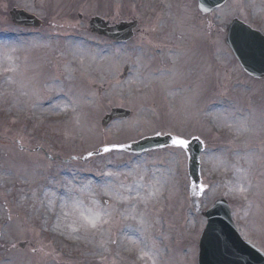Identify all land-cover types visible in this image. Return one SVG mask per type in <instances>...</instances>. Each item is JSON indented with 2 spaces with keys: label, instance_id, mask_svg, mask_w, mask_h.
<instances>
[{
  "label": "rangeland",
  "instance_id": "374dc122",
  "mask_svg": "<svg viewBox=\"0 0 264 264\" xmlns=\"http://www.w3.org/2000/svg\"><path fill=\"white\" fill-rule=\"evenodd\" d=\"M14 8L41 27L14 26ZM93 17L135 21L132 39L92 34ZM235 18L264 35V0L210 16L197 0H0V264H196L201 212L220 198L264 253V81L224 44ZM44 99L70 113L38 119ZM117 108L129 116L103 125ZM154 135L202 143L198 187L185 147L123 150Z\"/></svg>",
  "mask_w": 264,
  "mask_h": 264
},
{
  "label": "water",
  "instance_id": "95a60500",
  "mask_svg": "<svg viewBox=\"0 0 264 264\" xmlns=\"http://www.w3.org/2000/svg\"><path fill=\"white\" fill-rule=\"evenodd\" d=\"M227 0H198V9L203 15L210 14L225 4ZM15 25L39 27L40 23L22 11L10 13ZM90 27L93 33L123 42L131 38L133 26L121 24L107 28V24L99 19H92ZM226 45L232 50L243 70L256 79H264V37L248 26L233 20L227 28ZM129 114L121 110H113L104 123L113 118H127ZM172 143V138L159 136L149 138L131 145L128 151L141 153L162 148ZM202 150L197 140L187 145L189 155L188 170L193 186L199 184L198 157ZM207 219L206 227L199 243L198 264H264V256L246 244L239 237L231 220V211L225 201H217L213 208L203 214Z\"/></svg>",
  "mask_w": 264,
  "mask_h": 264
},
{
  "label": "bare ground",
  "instance_id": "6f19581e",
  "mask_svg": "<svg viewBox=\"0 0 264 264\" xmlns=\"http://www.w3.org/2000/svg\"><path fill=\"white\" fill-rule=\"evenodd\" d=\"M31 40H33V37L31 38ZM75 47H76V44L75 42L73 41H69L68 42V49L69 51L71 52H74L75 50ZM172 53L171 56H176V49H172ZM76 58V56L74 57ZM166 69V68H164ZM3 74H9V72H4ZM166 71L165 70H162L160 71L159 73H155V74H152L151 75V78L154 79V78H157V79H161V78H164L166 76ZM8 83V80H4L2 81V85L5 86L6 84ZM122 90L121 88L119 89L118 88V91ZM61 100H53V99H44V100H41L40 101V104L36 107V109L34 110V114L36 115V117L38 119H42L44 120L45 122L47 123H55L59 120H61L63 118V114H66V113H70V109H68V105L66 104H61L60 102ZM144 111H141V113H145L146 109L143 108ZM215 111H216V108H212L209 110V112L207 113L208 116L212 115L213 113L215 114ZM140 113V114H141ZM139 116V115H138ZM111 124V125H110ZM106 128L105 130V134L107 135V138H113L117 133L116 131H118L120 128H121V124L119 122H116L114 121V123H110ZM251 156H253V152H251ZM68 181V178L67 177H61V184H66ZM163 186V184H157L156 183V189L158 191L159 187L160 186ZM135 190L133 189L132 192H134ZM85 219V217H82ZM58 224L54 223L53 227H52V230H59L57 226Z\"/></svg>",
  "mask_w": 264,
  "mask_h": 264
},
{
  "label": "snow or ice",
  "instance_id": "6c2138e0",
  "mask_svg": "<svg viewBox=\"0 0 264 264\" xmlns=\"http://www.w3.org/2000/svg\"><path fill=\"white\" fill-rule=\"evenodd\" d=\"M174 144H177V145H179V146H181V147H186L187 146V143L184 141V140H176V141H174ZM109 149H105V151H108Z\"/></svg>",
  "mask_w": 264,
  "mask_h": 264
}]
</instances>
